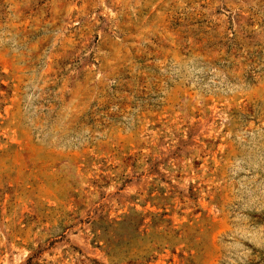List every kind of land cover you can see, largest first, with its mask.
Returning <instances> with one entry per match:
<instances>
[{
	"label": "rangeland",
	"instance_id": "obj_1",
	"mask_svg": "<svg viewBox=\"0 0 264 264\" xmlns=\"http://www.w3.org/2000/svg\"><path fill=\"white\" fill-rule=\"evenodd\" d=\"M0 264H264V0H0Z\"/></svg>",
	"mask_w": 264,
	"mask_h": 264
}]
</instances>
